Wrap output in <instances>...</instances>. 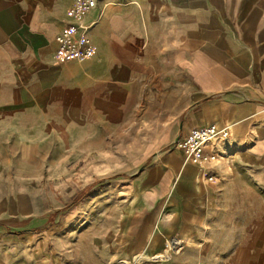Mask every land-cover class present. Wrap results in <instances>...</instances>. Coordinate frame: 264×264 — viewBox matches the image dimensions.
Listing matches in <instances>:
<instances>
[{"label": "crops", "instance_id": "crops-1", "mask_svg": "<svg viewBox=\"0 0 264 264\" xmlns=\"http://www.w3.org/2000/svg\"><path fill=\"white\" fill-rule=\"evenodd\" d=\"M70 3L0 0V129L15 144L46 138L63 163L91 152L144 163L114 180L109 216L64 233V244L50 235L47 264H130L161 256L175 233L185 244L172 264H257L228 227L264 204V0H98L87 18L93 55L57 63ZM211 124L230 127L213 161L174 146ZM8 245L0 233V264H18L24 252Z\"/></svg>", "mask_w": 264, "mask_h": 264}, {"label": "rangeland", "instance_id": "rangeland-1", "mask_svg": "<svg viewBox=\"0 0 264 264\" xmlns=\"http://www.w3.org/2000/svg\"><path fill=\"white\" fill-rule=\"evenodd\" d=\"M49 131L56 138H62L56 148L63 151L66 147L64 130L57 127ZM44 132L47 133L48 129ZM11 135L10 130L0 129V233L8 235V248L24 252L23 258H16L18 264H31L32 260L33 264H47L51 234L56 233L57 239L64 244V233L75 235L87 221L109 216L111 202L116 199L113 193L118 188L114 180L118 177L129 179L144 163V158L141 161H103L95 152L63 163L52 159V146L46 143V138L41 137L39 145L15 144ZM138 147L134 146L136 154ZM155 147H151V153ZM100 167L106 169L99 171ZM64 182L70 190L64 187ZM253 211L256 218L248 217L247 224L234 218L228 233L233 240L245 243L243 248L249 254H255L257 264H264V204L263 208ZM176 240L177 245L180 243L178 247L173 242ZM200 243L199 248H207L206 241ZM184 244L182 235L175 233L166 241L164 251L157 253H163V259L156 254L150 258H136L130 264H147L149 261L172 264L167 257L171 259L180 253ZM179 247L180 250L176 251ZM28 251L31 256L26 253Z\"/></svg>", "mask_w": 264, "mask_h": 264}, {"label": "built area", "instance_id": "built-area-1", "mask_svg": "<svg viewBox=\"0 0 264 264\" xmlns=\"http://www.w3.org/2000/svg\"><path fill=\"white\" fill-rule=\"evenodd\" d=\"M97 6L98 0H71L66 10V19L54 38L56 47L53 57L57 63L85 60L93 55L94 45L88 30L96 20L87 18L91 10ZM229 134L230 127L227 124L195 126L184 136L176 138L173 144L181 149L190 161L211 162L216 155L210 147L216 141L227 138ZM208 179L211 177L208 176ZM173 242L176 245V241Z\"/></svg>", "mask_w": 264, "mask_h": 264}, {"label": "bare ground", "instance_id": "bare-ground-1", "mask_svg": "<svg viewBox=\"0 0 264 264\" xmlns=\"http://www.w3.org/2000/svg\"><path fill=\"white\" fill-rule=\"evenodd\" d=\"M177 243H178V240H176V245H175L176 247H178V246L180 245V243H179V245H177ZM168 245L171 246V245H170V242H168ZM175 246L172 247V248H175ZM180 248H181V247H179L178 249H176V251L180 250ZM162 254H163V253H161V256H159L158 258L163 259L164 254H163V255H162ZM166 257H167V255H166Z\"/></svg>", "mask_w": 264, "mask_h": 264}]
</instances>
